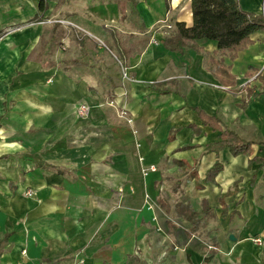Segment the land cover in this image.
I'll use <instances>...</instances> for the list:
<instances>
[{
    "label": "crops",
    "instance_id": "obj_1",
    "mask_svg": "<svg viewBox=\"0 0 264 264\" xmlns=\"http://www.w3.org/2000/svg\"><path fill=\"white\" fill-rule=\"evenodd\" d=\"M136 1L0 0V264H264V30L224 85L216 41L171 42L191 0Z\"/></svg>",
    "mask_w": 264,
    "mask_h": 264
},
{
    "label": "trees",
    "instance_id": "obj_2",
    "mask_svg": "<svg viewBox=\"0 0 264 264\" xmlns=\"http://www.w3.org/2000/svg\"><path fill=\"white\" fill-rule=\"evenodd\" d=\"M39 1L41 11L48 9L50 0ZM100 1L116 4L122 13L126 9V4L131 3L133 10H135L137 4L136 0ZM167 3L169 4V0H167ZM191 6L193 24L187 26L184 22H177L176 34L171 38L172 44L181 48L188 41L200 39L216 41L218 50L208 55V69L224 85H233L235 78L231 73V65L226 63V58H229L231 61L235 60L240 51L246 49L253 43L252 35L257 31L264 30V15L242 9L239 0H191ZM5 33V30H0V37ZM201 115H203L202 112ZM212 125L215 129L219 128L221 130V127L219 125L217 126L215 121ZM221 131V144L228 147L233 155L237 156L251 152L252 142L243 139L232 129L227 128ZM220 170L221 164L216 163L209 170L208 178H213ZM183 212L192 221L194 230L197 229L200 221L196 219V212L189 206H185Z\"/></svg>",
    "mask_w": 264,
    "mask_h": 264
},
{
    "label": "built area",
    "instance_id": "obj_3",
    "mask_svg": "<svg viewBox=\"0 0 264 264\" xmlns=\"http://www.w3.org/2000/svg\"><path fill=\"white\" fill-rule=\"evenodd\" d=\"M67 23H70V22H67ZM1 38H2V37H1ZM122 73H123L124 78H128V72H127L126 68H124V66H122ZM89 109H90L89 105L86 104V103H83V104H80V105L78 106V108H77V113H78V115H79L80 117H87L88 114H89ZM147 170H148V169H145V172H147ZM149 170H154V166H150V167H149ZM27 195H28V196H33V195H34V191H33V190H29V191H27ZM252 239H253V241L256 242L257 244H262V243H263L262 239L259 238V237H254V238H252ZM23 253H25V252H23ZM83 263H84V259L82 258V259H79V260H78V263H77V264H83Z\"/></svg>",
    "mask_w": 264,
    "mask_h": 264
},
{
    "label": "rangeland",
    "instance_id": "obj_4",
    "mask_svg": "<svg viewBox=\"0 0 264 264\" xmlns=\"http://www.w3.org/2000/svg\"><path fill=\"white\" fill-rule=\"evenodd\" d=\"M12 28H8V30L7 31H9V30H11ZM203 234H204V237L206 238V239H204L205 241H206V245H205V247H207V248H209V250L211 249H217V245H216V243L214 242L215 240L213 239V234H214V232H212V231H210L209 230V227H204L203 228ZM252 238H254V237H252ZM213 241V242H212ZM164 246H166V247H164ZM162 247H164L162 250H165V249H167V245H165V244H163L162 245ZM169 248V247H168ZM170 249V248H169ZM173 250L174 251H177V252H179L181 249L179 248V246H178V243H177V246L175 247V246H173ZM152 255H155V249L152 251ZM154 263H157V261L154 259ZM158 263L159 264H163L164 263V261L163 260H161V261H159L158 260Z\"/></svg>",
    "mask_w": 264,
    "mask_h": 264
},
{
    "label": "water",
    "instance_id": "obj_5",
    "mask_svg": "<svg viewBox=\"0 0 264 264\" xmlns=\"http://www.w3.org/2000/svg\"><path fill=\"white\" fill-rule=\"evenodd\" d=\"M232 239H235V237L233 235L230 236Z\"/></svg>",
    "mask_w": 264,
    "mask_h": 264
}]
</instances>
